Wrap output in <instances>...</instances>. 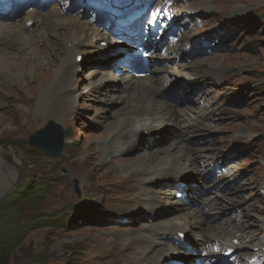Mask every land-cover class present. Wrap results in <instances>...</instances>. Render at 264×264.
<instances>
[{"label": "rangeland", "instance_id": "rangeland-1", "mask_svg": "<svg viewBox=\"0 0 264 264\" xmlns=\"http://www.w3.org/2000/svg\"><path fill=\"white\" fill-rule=\"evenodd\" d=\"M169 2L174 11L177 5H192L194 0ZM208 4L209 10L188 22L184 31L195 42L193 50L179 60L172 85L183 86L187 95L178 92L168 99L165 94L172 85L160 93L185 113L189 109L203 113L200 125L190 133L168 125L151 136L150 144L142 132L132 147H126L117 121L126 105L89 85L92 60L96 68L105 66L91 49L78 53L80 68L70 84L75 102L67 92L72 105L53 101L49 112H40L36 103L37 89L55 79L54 68L43 63L48 58L41 64L10 62L16 64L13 71L19 78L0 93V205L15 187L28 181L52 183L37 210L24 208L21 224L29 221L24 229H33L22 233L11 264H123L125 245L149 246L146 226L176 217L180 204L204 212L202 203L216 193L222 196V209L206 208L204 226L230 228L236 237L233 244L245 251L264 237V27L255 22L264 0H210ZM205 42L208 50L202 49ZM51 119L62 121L56 123L63 130L61 155L49 159L31 151L36 157H29L27 137L47 121L55 123ZM178 135L190 147L205 146L206 155L189 168L186 202L175 200L174 195L167 202L172 181L147 180L133 164L143 160L148 166L146 152L166 150ZM215 167L223 173L215 174ZM142 195H152L160 207L148 211ZM72 215L70 226H50ZM176 253L182 264H192L182 251Z\"/></svg>", "mask_w": 264, "mask_h": 264}, {"label": "bare ground", "instance_id": "bare-ground-1", "mask_svg": "<svg viewBox=\"0 0 264 264\" xmlns=\"http://www.w3.org/2000/svg\"><path fill=\"white\" fill-rule=\"evenodd\" d=\"M161 2L164 3L165 0ZM179 6L181 17H184L182 20L192 19L193 16L209 9L208 0H194L192 5L181 6L179 4ZM221 14V12L218 13V15ZM181 40L183 43L185 42L182 47L180 45ZM99 41L107 42V33L93 24L89 18H82L80 14L65 12L61 3L52 7L48 5L43 10L24 9L15 19L1 17L0 93L5 92V88L9 89L10 84L16 81L17 77L19 78L18 74L13 71L16 64L10 62L19 63L32 60L41 64L42 59L48 58L43 63L54 68L55 79L37 89L38 110L49 112L53 101L72 105L68 93L75 102L70 84L80 68L77 63L78 53L86 51L83 48H88L92 50V54L98 57H106L108 51L114 54L110 44L105 48L99 47ZM189 44H191L189 36L181 34L179 42L166 44L168 48L166 54L180 58V56L185 55L184 48ZM27 52L28 54H26ZM21 53H25V55H21ZM154 56H156V60L163 59V56L158 54ZM209 61L213 62L214 59L211 58ZM92 65L94 71L90 73L91 75L89 74V85L99 93L110 96L111 100L114 98L126 105L117 117L118 125L121 126L123 136L126 139V147H132L142 132L151 137L159 129L164 132L165 126L169 125L178 126L185 134L190 133L200 125L202 113L199 114L192 109H190V113H185L182 108L172 106L161 97L160 93L163 89L174 80V75L171 74V70L167 66L153 70L148 79L142 80L136 78L128 68L118 67L114 69L115 71H106L108 66L107 68L105 66L96 68L94 59L90 66ZM32 67L36 66L33 65ZM157 72H159L158 75ZM29 75L31 76L28 71ZM91 82L94 83L91 84ZM73 84L74 82H72ZM51 120L58 124L62 122L60 119ZM110 146L107 148L109 149L107 150L108 153H110ZM151 150L149 149L150 152L147 151L144 157L148 161V166H145L146 164L142 160V162L133 164L134 169L140 171L147 180L173 181V183L183 182L182 180L187 181L190 176L189 168L196 164V160H203V156L206 155L205 146L190 147L184 142V137L179 135L173 139L166 150L154 148L155 153ZM148 152L153 154H147ZM103 154H106V151ZM211 160L214 159L211 158ZM169 187L171 188L166 191L167 197L165 198L167 202L171 201L170 196L175 193V188H172L171 184ZM142 196H144L143 201L148 211L160 207V201H157L152 195ZM221 200L220 194H214L211 201L202 203L205 208L203 211L205 212L206 208L214 211L219 210V207L222 209ZM176 211V217L146 226V229L149 230L147 239L150 244L148 247H143L136 242L125 245L123 264H161L164 259L172 258V255L176 254V251L181 248V241L188 243L186 245L188 248L182 249V251L189 257L192 255L200 257L201 254H205V257L211 255L210 251L217 245L228 251L234 249L237 254L240 253L237 255L239 264H246L247 259L264 250V237L259 238L253 246L249 245V251H245V248H242L240 244L237 246L233 244L236 237L234 232L229 230L230 228L220 229L219 227V230H215L212 227L215 225L204 226L208 221L205 219L207 216L204 212L191 209L183 204L178 205ZM143 232L144 230L138 231L139 234ZM190 239L195 246L191 245ZM255 249L258 252H254Z\"/></svg>", "mask_w": 264, "mask_h": 264}, {"label": "trees", "instance_id": "trees-1", "mask_svg": "<svg viewBox=\"0 0 264 264\" xmlns=\"http://www.w3.org/2000/svg\"><path fill=\"white\" fill-rule=\"evenodd\" d=\"M258 21L264 27V12L258 16ZM29 157H36L35 154L29 153ZM49 181H28L21 187H15L13 191L3 200L0 205V264H11L13 252L16 246L22 240V233L33 228L24 229L29 221L21 224L22 216L27 212L24 208H29L30 211H35L36 206L42 201L45 194L50 190ZM59 223H53V227L70 226L73 221L72 217H65ZM66 222V223H65ZM20 224V225H19ZM31 226L34 223L30 222ZM33 224V225H32ZM29 225V224H28Z\"/></svg>", "mask_w": 264, "mask_h": 264}, {"label": "water", "instance_id": "water-1", "mask_svg": "<svg viewBox=\"0 0 264 264\" xmlns=\"http://www.w3.org/2000/svg\"><path fill=\"white\" fill-rule=\"evenodd\" d=\"M28 144L50 158L58 157L63 147V134L61 129L53 122L35 132L29 137Z\"/></svg>", "mask_w": 264, "mask_h": 264}]
</instances>
